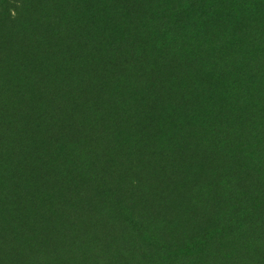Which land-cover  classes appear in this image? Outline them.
<instances>
[{
  "label": "trees",
  "instance_id": "trees-1",
  "mask_svg": "<svg viewBox=\"0 0 264 264\" xmlns=\"http://www.w3.org/2000/svg\"><path fill=\"white\" fill-rule=\"evenodd\" d=\"M54 1L38 23L24 28L22 17L38 0H0V264L7 256L11 264H198L201 243L172 248L164 232L171 172L177 167L178 174L205 140L219 144L221 158L229 155L224 147L231 141L248 144L233 120V90L240 92L239 103L245 99V89H237L233 77L264 88V18L237 30L221 19L198 26L201 21L195 23L191 15H159L146 22L137 50L123 33L115 36L113 51L102 55V30L85 18L73 19ZM108 2L111 9L115 0ZM190 29L195 42L180 53L178 44L187 40L186 31L192 36ZM160 34V47L173 36L169 55L149 52ZM77 48L87 56L76 60ZM118 59L124 63H115ZM127 60L135 62L131 72ZM190 60V71L203 64L204 77L217 82L229 75L231 83L215 82L218 90L211 91L200 77L183 79ZM154 64L160 80L152 83ZM141 87L154 88L149 101L158 115L147 123L134 99ZM228 90L226 122L217 119L211 107L216 99L208 94L225 99ZM254 104L261 112L248 134L259 147L257 161L251 160L258 165L264 151V89ZM149 140V154L165 161L163 173L142 164L141 149ZM260 172L264 175V169ZM212 182L210 188L196 184L190 192L201 214L214 209L211 189L233 193L229 179ZM205 254L199 264H242L232 246L226 254Z\"/></svg>",
  "mask_w": 264,
  "mask_h": 264
},
{
  "label": "rangeland",
  "instance_id": "rangeland-1",
  "mask_svg": "<svg viewBox=\"0 0 264 264\" xmlns=\"http://www.w3.org/2000/svg\"><path fill=\"white\" fill-rule=\"evenodd\" d=\"M53 1L38 0L36 4L27 9L22 17V21H24L22 27L27 28V23H38L42 19V11L46 8L51 9L50 4ZM161 1L163 3L177 4L180 9L177 8L174 11L166 10ZM193 1L115 0L110 9L108 0H77V2L76 0H59L66 8L57 7V9L59 11L60 9L69 11L73 19L77 17L90 20V24H94L102 30L103 33L99 35L103 40L101 42L102 55L113 51L115 48V36H122L123 33L126 34L127 42L133 41L132 49L134 51L137 50L142 45V33L146 22L148 19L152 20L150 18L159 17V15H191L195 23L201 21L198 26H205L206 19L209 18L213 20L221 19L226 20V23H230L237 30H247L252 24L256 23L257 19L264 18V0H198L200 3L196 6ZM54 3L57 4L56 1ZM181 6H189V9H184ZM223 26L225 25L223 24ZM196 32H198L197 29ZM185 33L187 34V40L178 44L179 49L177 50L180 53L187 51L195 42V39L192 38L194 37L193 32H191L192 36L187 31ZM9 34L17 35V31L12 33L9 31ZM161 34L152 40L150 46H148L149 52H155V55H169L174 50L172 34L174 36L175 34L167 35L161 41L162 45L160 47ZM1 52L7 56L9 55L7 50ZM250 52L251 56L255 54L254 50H250ZM82 53L80 48L75 49L76 60L87 56V53ZM122 62V60L118 59L115 63L121 64ZM126 63L127 69L131 72L135 62L127 60ZM192 64L193 61L190 60L183 66V79L188 78L189 80L194 77H200L206 86L212 85L211 91L218 90L215 86L221 81L225 86L232 79L229 75L227 77L222 75L223 77H220L216 82L209 74L205 77L203 76L205 71L203 64L200 71H190L189 68ZM152 70L151 81L155 83L156 79L160 80L158 72H156V64H154ZM125 74L127 76L128 72L125 71ZM140 74H144V72L141 71ZM187 74L188 77H186ZM163 75L168 76L167 71L163 72ZM115 76L122 77L123 75L116 73ZM144 76L142 75L140 78L143 79ZM233 79L237 80V89H240V87L245 89V99L243 98L244 100L240 101L244 105L239 103L240 92L233 90L232 110L235 125L239 129L244 130L245 137L249 139L248 144L240 145L231 141V144L224 147V150L229 155L221 158L219 154H216L219 148L218 143L214 144L209 140L200 142L202 145L194 149V154L186 160L185 166L183 163L178 174H176L177 167H175L174 172H171V175L174 176V181L172 182L173 185L169 186V201L163 204L166 213V215H162L165 221L164 232L171 239L169 245L173 248L174 246L201 243V257L198 260V264L204 258L203 255L206 252L226 254L231 246L234 254L237 255V259L242 257V264H264V175L260 172V169H264V167H260L264 165V151L262 150L261 152L258 165L256 162H252L257 161L255 151L259 147H257L254 137L248 134V129L254 124L255 119L257 120L256 114L258 110L260 111L259 107L255 106L254 103L263 99L264 88L260 87L257 82L247 83L240 76H234ZM141 88L144 91L138 89L134 99L136 100V106L145 112L147 123L151 118H156L158 115L155 106L149 101V94L150 92L154 93V88ZM123 92H126V89ZM208 96L216 99L211 104V107L214 112H217V119L229 122L230 117L223 114V107L224 105L228 106L230 91L228 90L225 99L222 96L220 97V95L216 96L214 92L209 93ZM152 111L153 113H151ZM130 118L137 120L133 116H130ZM155 123L158 124L157 119ZM150 143L153 142L149 140L148 143L142 146V164H152L163 173L160 164L165 161H162L157 153L149 154L152 151ZM253 156L255 157L252 158ZM168 166L169 164L165 165V167ZM163 168L164 166H162ZM138 172L142 173V170L139 169ZM219 179L225 182L229 179L232 182L230 190L233 193L231 196H224L220 189H211L208 200L214 209L201 214L200 211L194 208L190 199L192 187L196 184H202L204 188H210L212 181ZM46 220L53 221L54 218L52 216ZM234 222H236V225H234ZM35 231L36 229L33 228L32 232ZM2 248L0 245V250ZM11 259V256H7L5 264H11Z\"/></svg>",
  "mask_w": 264,
  "mask_h": 264
}]
</instances>
